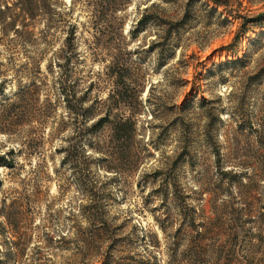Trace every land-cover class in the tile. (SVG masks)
Listing matches in <instances>:
<instances>
[{"label": "rangeland", "instance_id": "obj_1", "mask_svg": "<svg viewBox=\"0 0 264 264\" xmlns=\"http://www.w3.org/2000/svg\"><path fill=\"white\" fill-rule=\"evenodd\" d=\"M41 1L51 16L25 15L16 33L0 24V156L14 166L0 167V264H190L188 241L215 220L202 264H264V40L249 46L264 29L235 40L264 0H221L228 25L195 10L172 50L161 45L186 0H117L115 13L103 0ZM118 76L136 121L125 172L95 149L111 134L88 130L102 112L81 125L64 102L95 112ZM80 169L106 205L100 236L79 213L90 201Z\"/></svg>", "mask_w": 264, "mask_h": 264}, {"label": "trees", "instance_id": "obj_2", "mask_svg": "<svg viewBox=\"0 0 264 264\" xmlns=\"http://www.w3.org/2000/svg\"><path fill=\"white\" fill-rule=\"evenodd\" d=\"M103 1L104 4H107V7L111 10L112 13H115L119 9V7H121L120 4L117 2V0H108V1L103 0ZM165 1L167 3H170L172 0H165ZM186 1L187 4L185 6L183 17L176 22H171L170 24H168L169 30H167L168 32L165 34L163 38L164 40L162 43L164 44L163 45L160 44L161 47L167 44L168 47H170L172 50L173 48L178 46V40L173 39V36L179 35L183 31L189 18L192 19L194 17L199 18L198 13L195 10H201L200 12L202 11L207 12V14L211 19L215 18L216 20L220 21L219 24L228 25L227 24L228 21L224 19L222 20L223 15L219 14L217 11V8L225 7L221 0L214 1L216 8L210 7L207 3L203 2L202 0H186ZM15 7H17L19 10V15L17 16V19L13 18L11 14L12 9H14ZM52 12L54 11L50 8V3L48 1L43 2L41 0H15V3H13L12 6L10 7L8 6V0H1L0 24L5 26L4 30L6 32L12 31L16 33L15 29L17 27L18 21L20 22V25L22 27H27L26 25L24 26V22H21L22 17H24L25 15L28 17V19L34 21L38 16H45V17L48 15L51 16ZM228 15L230 16V14ZM148 17L150 16H146L145 18L142 19V21L139 22V23L142 22V27H145L147 25ZM7 19H9L8 23H6ZM247 24L252 25L251 29L248 30L246 28ZM52 25L53 22H50L48 24L47 26L48 30L54 29L55 26ZM69 27L70 28L67 31V36L65 38L66 39L65 43L68 46V50H71V48L74 49L72 44L74 43L76 37V27L74 26H69ZM257 29H261V30L264 29V15H259L256 18H252L249 21L245 20L244 23L240 26V30L235 38L236 43L240 41L242 38H244L245 34L248 31L253 32ZM102 31L103 30L100 29L96 30L98 34H102ZM109 33L110 35H112L110 30ZM260 40H264V30L255 36V38L249 43V46L256 45L257 42H259ZM68 50H66V52ZM236 52L237 51L234 48L233 51L234 55L236 54ZM246 57H247V53H244L242 58L234 60L232 62H227V64H238V63L240 64L243 62V60ZM120 66H121V57L119 59L117 58L116 61L113 62L112 66L108 67L109 76L117 77ZM262 75H264V69L259 72V75L256 76L255 79H260ZM118 78L119 81L115 83L117 87L115 92L109 95L106 102L99 103L97 100L100 107L99 109L95 110V112H92L93 110L92 108H84V104H82L81 102L78 103L79 106H77L76 108H72L69 103V97L66 95L64 97V102H66L67 109L71 112V115L75 118V121L79 122V124L81 125H86L96 116V113L102 112V114L98 116V120L96 122H93L90 129L88 130L95 131L96 129H99L104 125H108L110 127L111 134L107 139V141L102 143L101 147L99 146L100 144H96L98 145V148L96 147L95 149L100 150L101 152L102 151L108 152V154L102 153V156L106 155L105 156L106 160L110 158L114 161L116 165H114L112 171L115 170L117 172H125L127 171V169L123 166L122 162L123 159H125V156L129 154L130 147L134 143L135 137L137 136L136 121L134 117L132 116L127 117L125 115L127 102L124 98L125 92H122L121 88L118 85V83L122 81V78L120 76H118ZM262 79H264V77ZM30 86L28 89L22 90L18 93L17 97L19 98V101L21 103L26 102V96L30 93L29 92L31 89ZM263 99H264V95H263ZM11 107L12 108L14 107V111L15 108L16 109L18 108L17 105H11ZM20 108L21 106L19 107V109ZM79 119L80 121H78ZM253 133L260 134L258 130L253 131ZM92 144L93 143L90 142V146H93ZM4 156L5 155L0 156V167L7 166L8 168H14L13 164H10L12 162H9V164H7L8 162L6 161V158ZM79 174L81 175L79 181L82 184V187L83 185H86V187H88L86 184L87 176H84V174H82L81 169ZM87 189H89V191H87ZM93 189H95V187ZM93 189L90 187L86 188V190L84 189V191L90 193L89 194L90 201L86 205H83L82 207L80 206L81 208L79 210V213L81 214V216H83V218H85L88 221L89 226L93 227L91 229L92 231H89V233L90 234L96 233L100 236L107 232L106 228L102 225V221L104 220L103 217L107 214V211H106V205L103 204L101 194H99L97 191L94 194ZM233 223H235V221ZM220 230H222L221 223L218 220H215L214 222H211L210 227L206 230L205 233L196 234L194 237H191V240L188 241L189 245L185 250V254H186L185 261H189L190 264H202L204 262L203 258L205 254L203 253L205 252V250H202V246L204 245V242L208 239V237L211 234H214V231H220ZM79 241L81 242V240Z\"/></svg>", "mask_w": 264, "mask_h": 264}]
</instances>
